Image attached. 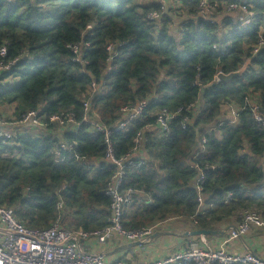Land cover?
<instances>
[{"label": "trees", "instance_id": "obj_1", "mask_svg": "<svg viewBox=\"0 0 264 264\" xmlns=\"http://www.w3.org/2000/svg\"><path fill=\"white\" fill-rule=\"evenodd\" d=\"M163 1L168 10L153 24L147 16L161 12L160 5L138 0H0V48L6 47V63L16 61L9 73L15 85L0 89V113L13 108L16 119L31 111L41 117L72 113L81 121L83 102L92 98L95 84L99 92L92 108L111 130L120 160L146 126L155 125L159 112L175 114L198 105L191 113L194 123L186 129L181 124L185 117L191 119L190 112L178 115L169 134L143 135L144 153L137 159L146 163L126 169L122 191L151 200L135 197L124 208V229H147L181 217L196 230L220 232L236 227L247 210L264 219V129L245 111L238 126L209 132L227 105L240 107L246 98L258 96L264 108V50L253 56L264 40V0L250 1L256 21L243 33L231 31L234 24L227 18L223 24L185 20L175 36L169 15L194 18L199 2ZM226 1L209 0L220 16ZM72 46L82 48L85 65L75 61ZM247 63L241 77L215 84L219 73H237ZM145 101L150 102L147 117L123 132L113 128L122 108ZM87 128L58 138H19L16 148L0 143V207L13 209L16 220L28 228L46 229L57 220L62 202V227L83 232L106 228L112 199L105 193L115 168L100 162L106 155L104 138L87 134ZM60 140L77 144L80 161L92 167L74 159L55 164L51 150ZM201 172L206 181L200 194L195 182ZM228 194L232 199L225 203ZM200 197L205 201L202 212Z\"/></svg>", "mask_w": 264, "mask_h": 264}, {"label": "built area", "instance_id": "obj_2", "mask_svg": "<svg viewBox=\"0 0 264 264\" xmlns=\"http://www.w3.org/2000/svg\"><path fill=\"white\" fill-rule=\"evenodd\" d=\"M194 1V0H193ZM251 0H227L223 6L225 15L234 16V26L231 31L234 33H243L253 26L256 21V16L251 11ZM165 2V3H164ZM160 2L163 8L161 12H152L147 16V20L153 24L159 23L165 14L167 2ZM199 2L197 8V16L187 19L184 24H188L191 20L197 24L199 22L216 24L222 17L216 13V5L210 3L209 0H197ZM168 5V4H167ZM224 15V16H225ZM230 16V17H232ZM91 29V27H88ZM263 40L253 50V56L258 55L264 50L262 46ZM75 61L79 64L84 63L82 59V48L80 46H72ZM108 52L113 51V47H108ZM7 54L6 47L0 48V89L15 85V78L9 73L12 71L16 61L6 63L5 57ZM116 55L112 56V61ZM218 74L214 81H218ZM92 95L98 94V87L92 85ZM92 98L83 102V117L78 121L72 113L48 117L41 112L31 111L20 119H16L13 115V108H10L9 116L0 113V126L2 120L4 125L0 127V143L10 148L19 147V138L28 136H40L47 134L56 138L62 135V132L78 134L83 125L88 126L87 134H99L103 136L106 147V155L100 162H106L115 168V174L109 180L105 195L112 199L111 214L108 220V226L103 230L96 232L71 231L61 226L60 212L64 209V204L61 202L57 206V220L46 229H31L25 224L16 220L15 211L10 208L0 207V264H127L122 260H114L108 258L104 253L94 249L104 248L107 242L111 239H118L126 244L138 243L144 245L147 239L152 235L155 226L141 230H126L123 227L124 208L129 206L138 193L133 190L122 191L123 178L126 175V169L129 167H139L146 163L147 159H137L138 156L144 153L143 151V135L145 132H155L160 136L170 133L171 123L182 115L180 111L175 114L161 111L157 115L155 125H148L143 130L144 134L136 137L135 147L129 155L123 159H116L111 142V130L104 126L98 115L92 108ZM149 101L139 102L135 105H130L122 108L119 111V120L113 125L117 132L126 131L131 125L139 120L147 117L149 111ZM198 106V105H197ZM197 106L190 107V114L194 112ZM249 111L254 122L264 129V108L260 103L258 96H250L246 98L243 106L237 107L227 105L224 108V116L219 120L218 124L212 127L209 132L224 126L236 127L240 123L241 114ZM191 119L185 117L182 121V128L186 129L189 123H194L195 114H191ZM206 144V139L202 140V148ZM77 144H67L58 141L54 143L51 155L53 161L57 165H64L70 160H76L85 168H91L92 165L80 161V156L76 152ZM243 154L246 150L243 149ZM134 160H139L137 165H134ZM95 168L98 165L94 166ZM215 168H212L214 170ZM206 181L204 173H200L196 182L195 189L201 194L202 187ZM232 195L228 194L225 203H229ZM150 203V197H146ZM200 212L203 211L204 200L199 198ZM172 221H184L181 217L165 220L163 224ZM264 227V219L254 211H244L241 215V222L229 230L226 235V241L240 240L242 237L249 234L252 228ZM200 239V238H198ZM202 243H191L184 251L176 253L162 262H154L152 264H176L178 262L193 263V264H264V261L252 253L243 255H231L222 249H213L205 245L203 238ZM174 262V263H171Z\"/></svg>", "mask_w": 264, "mask_h": 264}, {"label": "crops", "instance_id": "obj_3", "mask_svg": "<svg viewBox=\"0 0 264 264\" xmlns=\"http://www.w3.org/2000/svg\"><path fill=\"white\" fill-rule=\"evenodd\" d=\"M157 3H155L156 5ZM159 5V3H158ZM168 10V5L165 7ZM225 15L219 19V24H223L225 19L232 20L234 16ZM264 165V160L262 161ZM140 201H147L144 196H136ZM233 227H227L220 232H226L224 236L206 237L205 245L213 249H222L231 255H243L252 253L264 261V227L252 228L246 236L240 240L230 241L225 237ZM196 231L188 221H172L161 223L152 232L144 245L134 243L126 244L118 239H111L104 248L94 249L104 253L108 258L122 260L127 264H152L162 262L172 255L184 251L191 243H202V239L188 236L189 233Z\"/></svg>", "mask_w": 264, "mask_h": 264}, {"label": "water", "instance_id": "obj_4", "mask_svg": "<svg viewBox=\"0 0 264 264\" xmlns=\"http://www.w3.org/2000/svg\"><path fill=\"white\" fill-rule=\"evenodd\" d=\"M249 64L250 63H247L242 70H240V72H237V73H233V74H230V75H224V74H221L218 76V81L215 82L216 85L217 84H220V83H229L231 82L233 79L235 78H239L241 77L246 71H247V68L249 67ZM196 150V147L194 149V151ZM226 232H213V231H204V230H196L194 232H191L188 234V236H191L193 238H206V237H217V236H224Z\"/></svg>", "mask_w": 264, "mask_h": 264}, {"label": "rangeland", "instance_id": "obj_5", "mask_svg": "<svg viewBox=\"0 0 264 264\" xmlns=\"http://www.w3.org/2000/svg\"><path fill=\"white\" fill-rule=\"evenodd\" d=\"M161 1L164 2L163 0H138V3H141V5H155V3L158 4ZM160 7L163 8L161 5H160ZM179 11H181V10H179ZM169 16H173V20H172L173 26L171 25L172 28H170V32L175 36V35H177V32L179 31L182 22H184L186 20V17L180 13L171 14ZM9 112H11L10 108H9V110L5 111V114L7 116H9ZM4 125H6V124H3V126Z\"/></svg>", "mask_w": 264, "mask_h": 264}, {"label": "bare ground", "instance_id": "obj_6", "mask_svg": "<svg viewBox=\"0 0 264 264\" xmlns=\"http://www.w3.org/2000/svg\"><path fill=\"white\" fill-rule=\"evenodd\" d=\"M196 16H197V12H196ZM196 16H195V17H196ZM191 17L193 18V16H191ZM185 22H186V21H185ZM261 40H262V37H261L259 43L261 42ZM263 42H264V40H263ZM262 46H264V43H262ZM6 56H7V54H6ZM5 58H6V57H5ZM76 62H77V61H76ZM239 72H240V71H239ZM219 74L221 75V73H219ZM215 84H216V83H215ZM196 105H197V104H196ZM193 107H194V106H193ZM188 111H189V108L186 109V110H185V109H181V110H180L181 113H182V112L185 113V112H188ZM2 121H3V122H2V124H1V126H0L1 128L3 127V124H4V120H2ZM201 145H202V143H201ZM196 147H197V146H196ZM166 260H167V261H170L171 259H166ZM171 263H174V262L171 261Z\"/></svg>", "mask_w": 264, "mask_h": 264}, {"label": "clouds", "instance_id": "obj_7", "mask_svg": "<svg viewBox=\"0 0 264 264\" xmlns=\"http://www.w3.org/2000/svg\"><path fill=\"white\" fill-rule=\"evenodd\" d=\"M225 32H227V31H225Z\"/></svg>", "mask_w": 264, "mask_h": 264}]
</instances>
